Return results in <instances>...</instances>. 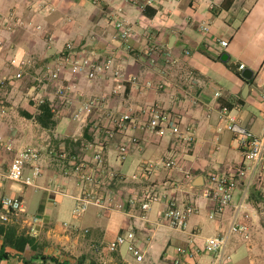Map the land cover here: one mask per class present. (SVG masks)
I'll list each match as a JSON object with an SVG mask.
<instances>
[{
    "label": "crops",
    "instance_id": "0c3cea01",
    "mask_svg": "<svg viewBox=\"0 0 264 264\" xmlns=\"http://www.w3.org/2000/svg\"><path fill=\"white\" fill-rule=\"evenodd\" d=\"M144 1L0 0V14H12L22 22L19 26H5L1 31L0 78L7 80L0 85V107L3 109L0 136L11 140L15 149L33 146L44 156L49 148L64 150L80 155L90 165L93 154L100 150L105 168L122 177L120 182H112L106 174L100 178L98 193L110 205L143 189H152L172 195L179 205L192 204L208 214L211 204L201 192L209 186V177L215 172L234 174L241 168L245 169L246 175L238 179L232 205L218 216L213 234L207 236L201 235L199 222L189 226L190 218L184 232L160 223L159 214L166 207L164 200L152 206L147 214V224L124 213L102 212L92 206L78 224L65 229L61 220L83 185L74 176H64L56 159L46 156L42 161L43 174L36 180V187L24 186L42 192L37 212L31 214L26 209L25 215L38 218L35 238L43 245L44 253L46 242L38 238L41 232L46 240L63 250L89 244L90 249L85 247L84 250H90V257L99 258L100 253L93 251V245L105 246L119 233L134 229L135 244L144 252V261L136 262L127 253L126 246H121L115 251L114 264H170L174 248L186 245L192 231L198 233L194 243L201 247L204 238L218 234L225 229L226 223L229 224L235 204L241 200L249 204L251 186L264 190V175L259 167L244 160L235 135L219 118L220 110L226 107L229 116L240 127L262 135L264 0H155L154 5L141 9ZM46 7H53V10L48 11ZM117 19H124L132 29L128 52L118 37L114 25ZM202 27H206V31H202ZM219 40L227 41V46H221ZM67 42L94 49L101 60L111 57L113 66L122 68L133 79L124 84L118 95L111 92L116 83L110 76L98 77L90 83L83 76L74 77L68 72L58 82L50 84L47 68ZM223 54L227 55L225 61L221 60ZM12 58L27 60L29 65L25 68L12 65ZM240 64L244 65L243 70L252 71L250 79L242 77L243 70H238ZM16 74H20V78H15ZM147 83L151 86L147 87ZM58 85L68 89L71 105L62 103L55 94ZM40 96L50 103L54 113L56 123L52 129L43 128L35 120L39 106L36 100ZM93 97L102 98L103 104L82 121H74L71 118L73 109L81 101ZM153 107L178 118L181 132L193 134L191 146L176 145L169 131L158 138L141 128L148 119L149 108ZM109 112L130 113L137 124L127 135L139 138L140 144L131 149L122 163L116 158V148L122 138L116 136L101 147L97 144L101 135L92 131L94 126L102 129L108 126L106 114ZM85 142L94 145L85 148ZM174 155L179 168L161 169L147 179L140 178L138 167L142 162ZM12 157L13 153L0 149L1 171L8 168ZM197 178L201 180L195 186ZM7 182L0 178V199L11 196L24 201L26 192L20 194L17 188L15 194ZM0 212V215L5 212L1 205ZM250 214L252 234L258 218L254 212ZM23 216H20L21 228L16 226L26 233ZM84 230L88 232L84 234ZM77 232L87 237L86 243L78 245ZM172 241L176 245L173 246ZM234 242L235 245L228 249L231 260L226 264L243 261L244 252L239 244L243 242L235 240L232 244ZM162 243L166 246L159 249ZM61 249L51 255L62 262L71 260L62 255ZM233 252L238 253L236 263ZM88 255L81 257L85 264H92ZM117 259H123V262ZM15 263L16 258L4 262ZM200 263L211 264L212 259L203 256Z\"/></svg>",
    "mask_w": 264,
    "mask_h": 264
},
{
    "label": "built area",
    "instance_id": "2783aa9c",
    "mask_svg": "<svg viewBox=\"0 0 264 264\" xmlns=\"http://www.w3.org/2000/svg\"><path fill=\"white\" fill-rule=\"evenodd\" d=\"M154 4L155 0H145L140 8L144 9L146 6H152ZM46 9L52 11L53 7H46ZM21 23V20L12 14H0V46L3 44L1 31L4 27L12 25L19 26ZM114 25L117 29L119 39L124 44L125 51L128 52L130 49L128 38L132 32L130 25L124 19L114 20ZM201 30L206 31V27H202ZM218 42L223 47L227 46V41L225 40H219ZM10 62L12 65L20 68H25L29 65V61L27 60L18 61L12 58ZM113 65L114 62L111 57H106L101 60L99 54L94 49L67 42L64 44L58 57L47 68L46 73L50 84L58 82L60 77L68 72L74 77L83 76L90 83L98 77L110 76L116 83V86L111 92L112 94L118 95L124 84L130 82L133 78H130L131 76L128 77L122 68L114 67ZM243 69L244 65L240 64L238 70L242 71ZM15 78H20V74H16ZM6 80V78H0V85L2 86ZM150 86L151 84L147 83V87ZM68 93V89L65 87L55 86V94L62 103L71 105L72 101ZM36 102L40 105L45 102V99L40 96ZM102 104L103 99L100 97H93L81 101L71 112V118L74 121L80 122L85 116L94 112ZM2 111L3 109L0 107V114ZM228 113V108L223 107L220 110V120L226 122L225 128L235 135L244 160L251 163L255 168L259 167L261 174L264 175V114L261 117L262 135L258 136L240 127ZM106 117L108 118V126L104 129L101 126H94L92 131L101 135L97 143L101 147L111 142L116 136L122 138V141L116 148L117 161L122 163L129 156L131 149L140 144L139 138L127 135V132L136 128L137 124L130 113L117 115L109 112L106 114ZM178 122L177 117L157 107H153L149 108L148 119L141 125V128L149 135L158 138H162L165 132L169 131L174 136L176 145L184 144V146L189 147L193 143V134L191 132L182 133ZM93 145V143L89 142L84 143L85 148H90ZM0 149L13 153L8 168L5 171L0 170V178L26 187H36V180L43 174L42 161L44 157L48 156L56 159L64 176H74L83 185L81 192L75 197L72 208V215L76 218L82 217L90 207L94 206L102 212L115 211L124 213L131 218L137 219L142 224H147L149 222L147 214L151 211L152 206L164 200L166 207L159 214L160 223L171 229L184 232L190 216L198 211L192 204L179 205L172 195L157 192L152 189H143L137 194L129 196L124 201L110 205L109 201L98 193L100 178L106 174L107 178L112 182H120L122 181V177L116 172L109 171L105 168L100 150L95 151L92 156L93 164L90 165L80 155L71 154L64 150L49 148L46 156H44L42 151L36 147L15 149L11 140H5L1 136ZM177 168H179V165L174 155L172 157L144 161L139 165L138 170L140 178L147 179L161 169L172 170ZM245 175V169L241 168L234 174L215 172L209 177V186L201 192V196L211 204L208 219L216 220L218 216L223 214L225 209L232 205L238 179L245 177ZM176 187L179 186L177 185ZM0 205L5 210L0 215V224H7L12 217L19 218L26 214L24 201L20 197L4 196L0 199ZM251 212L257 214L250 204L242 200L235 204L227 230L204 238L201 247L195 245L194 238L197 237L198 233L192 231L186 245H180L174 248L173 254L169 259L170 264H202L200 263V258L203 256L210 257L212 259L211 264H226L230 262L231 256L228 254L230 236L237 235L245 243L250 241ZM25 219L24 223L27 226L26 234L36 237L38 231L37 226L39 224L38 218L36 216H29ZM63 227L65 229L72 228L71 224L68 223H63ZM87 232L88 230H84L83 233L86 234ZM135 241V231L134 229H130L116 235L105 246L93 245L92 249L95 253L99 254L103 251L104 247L108 250L116 251L121 246H126L127 253L136 262L140 263L144 261L145 254L136 246Z\"/></svg>",
    "mask_w": 264,
    "mask_h": 264
},
{
    "label": "rangeland",
    "instance_id": "374dc122",
    "mask_svg": "<svg viewBox=\"0 0 264 264\" xmlns=\"http://www.w3.org/2000/svg\"><path fill=\"white\" fill-rule=\"evenodd\" d=\"M27 147H33V146H27ZM9 157V156H8ZM9 159V158H8ZM7 185L9 187V189L11 191H13L15 194L18 193L17 188H19V193H23L26 192V198H24V203L26 206V209L29 213H33L35 214L38 210V206L40 203V198H41V191L35 192L33 191V188H26L20 184L14 183V182H7ZM30 194V196L28 197V195ZM32 194V195H31ZM74 202L70 201V204H68L67 209H66V213L64 214V217L62 218L61 221H63L64 223H68L73 225L78 224L80 218H76L72 215V207H73ZM198 211L194 214H192L190 216V220H189V226L195 223H200L201 224V235H210L213 234L215 227H214V223L215 220H210L208 219V214L207 212L203 209V208H199L197 209ZM1 213V212H0ZM29 215H24L22 218H27ZM257 227H253V231L251 234V238L250 241L248 243H245L244 241H242V239L240 237H238L237 235H232L229 238V243H228V249L232 246L235 245V242L232 244L233 241L237 240V242L242 241L243 243H239L241 248H242V252H244V257H243V261L241 264H264V229H262V226L260 224L261 221H259V216L257 214ZM51 220H55V219H51ZM21 217L20 218H15L12 217L9 223H14L17 224L20 228H21ZM230 221V220H229ZM227 225H229L228 223H226ZM224 225L225 229L222 230V232L226 231L228 226ZM78 234V235H77ZM45 235L41 232L38 236V238H42L41 240H44L46 242V253L47 254H53L55 252L56 249H61L59 245L55 244L54 242H51V240H46V238L44 237ZM75 236H78L77 240H78V245L79 243H86V238L87 237H82L81 233L77 232L75 234ZM89 243V242H87ZM87 246L84 247L82 245V247H77V249H70V247H67L65 250L61 249L62 255L65 254L68 256V258L72 259L73 261L77 258H80L81 256H85L90 254V250L87 252L85 251V247H88V249H90V245L86 244ZM172 245H176L173 244L172 241ZM166 246V244L162 243L160 244L159 249L160 248H164ZM162 251V250H161ZM229 251V250H228ZM87 252V253H86ZM45 253V254H46ZM115 251H111L108 249H104L101 253L99 258L96 257H90V255H88V260H90V262L92 264H114L116 262V256H115ZM231 253V252H230ZM233 261L236 263L237 257H238V253H234L233 252ZM54 256V255H53ZM91 258V259H90ZM150 261V258H148ZM121 260V259H117ZM123 262V259L121 260Z\"/></svg>",
    "mask_w": 264,
    "mask_h": 264
},
{
    "label": "trees",
    "instance_id": "16d2710c",
    "mask_svg": "<svg viewBox=\"0 0 264 264\" xmlns=\"http://www.w3.org/2000/svg\"><path fill=\"white\" fill-rule=\"evenodd\" d=\"M24 115L27 118L31 117L28 114ZM35 120L46 129H52L55 126V116L51 111L50 103L45 101L38 106ZM248 201L258 214L260 224L264 229V190L251 186ZM0 239L2 241L0 264H4L10 258H16L15 264H85V259L82 257L74 261L71 259L62 262L58 257L45 254L43 245L37 242L35 237L26 234L23 230H18L16 224H0Z\"/></svg>",
    "mask_w": 264,
    "mask_h": 264
},
{
    "label": "water",
    "instance_id": "95a60500",
    "mask_svg": "<svg viewBox=\"0 0 264 264\" xmlns=\"http://www.w3.org/2000/svg\"><path fill=\"white\" fill-rule=\"evenodd\" d=\"M226 57H227V55L226 54H223L221 56V60L225 61L226 60ZM251 74H252V71L250 69H245V70L242 71V77L245 78V79H250ZM199 180H201V179L200 178H197L196 179L195 186H198L199 185Z\"/></svg>",
    "mask_w": 264,
    "mask_h": 264
}]
</instances>
